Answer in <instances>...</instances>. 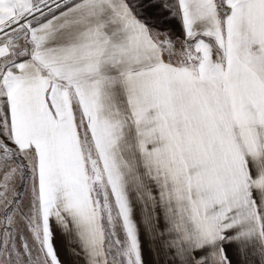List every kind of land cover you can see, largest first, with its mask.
Wrapping results in <instances>:
<instances>
[{"label":"snow or ice","instance_id":"obj_1","mask_svg":"<svg viewBox=\"0 0 264 264\" xmlns=\"http://www.w3.org/2000/svg\"><path fill=\"white\" fill-rule=\"evenodd\" d=\"M0 264H264V0H0Z\"/></svg>","mask_w":264,"mask_h":264},{"label":"crops","instance_id":"obj_2","mask_svg":"<svg viewBox=\"0 0 264 264\" xmlns=\"http://www.w3.org/2000/svg\"><path fill=\"white\" fill-rule=\"evenodd\" d=\"M146 259H151V257L150 256H146Z\"/></svg>","mask_w":264,"mask_h":264}]
</instances>
